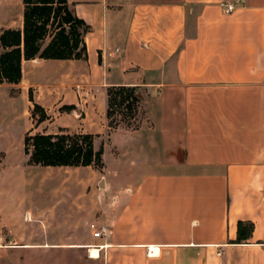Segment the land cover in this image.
Masks as SVG:
<instances>
[{"label":"crops","instance_id":"crops-1","mask_svg":"<svg viewBox=\"0 0 264 264\" xmlns=\"http://www.w3.org/2000/svg\"><path fill=\"white\" fill-rule=\"evenodd\" d=\"M67 2L89 26L87 60L23 61L21 81L0 87L26 96L32 135L56 134L39 129L69 116L63 107L85 111L80 89L104 84V112L107 87L143 90L139 127L123 132L138 175L118 191L106 180L110 204L70 223L77 236L58 217L36 241L29 228L27 251L45 254L27 264H264V0ZM21 23L22 0H0V32ZM239 222L252 226L240 240ZM92 224L107 233L94 238Z\"/></svg>","mask_w":264,"mask_h":264},{"label":"rangeland","instance_id":"rangeland-1","mask_svg":"<svg viewBox=\"0 0 264 264\" xmlns=\"http://www.w3.org/2000/svg\"><path fill=\"white\" fill-rule=\"evenodd\" d=\"M20 86L25 87L24 84ZM104 86L90 87L88 91L80 89L81 93L86 92L82 97L88 98L85 111L74 115L72 109L68 110L69 116H63L55 124L47 123L39 129V132L58 133L64 127L69 133L91 134L95 148L103 149L102 168L99 169L29 165V156L23 152V139L27 132L22 134L27 127L26 96L25 100L18 97L20 87H17L12 95L18 98L12 101L7 98L6 90L0 87V220L3 225L4 219L10 218L14 230L8 232L16 240L11 245H0V264H27V256L30 255L39 260L45 251H27L29 228L31 238L36 241L46 232L47 221L50 223L56 217L63 220V233L67 237L79 235L78 230L70 229V223L83 218L87 210L98 214L102 207L111 202V186L106 189L105 181L118 191L128 178L138 175V169L132 168L126 157L128 137L123 133L126 129L119 127L109 130L107 127L102 107ZM139 93L143 110L146 93L143 90ZM42 117L41 110L35 111L33 123ZM139 122L138 116L137 122H131L132 127H139ZM128 140L133 155L138 141L135 138ZM30 210L37 211V214L27 215L26 211ZM0 233L3 244L7 231L1 229Z\"/></svg>","mask_w":264,"mask_h":264},{"label":"trees","instance_id":"trees-1","mask_svg":"<svg viewBox=\"0 0 264 264\" xmlns=\"http://www.w3.org/2000/svg\"><path fill=\"white\" fill-rule=\"evenodd\" d=\"M89 26L74 13L67 0H22V23L19 29L0 32V85L18 84L22 78L21 64L35 58L44 60H87L84 41ZM30 101L31 97H29ZM71 110V106L61 108ZM43 110L33 106L34 112ZM141 110L138 87L116 85L106 89L105 118L109 130L123 127L137 130ZM46 116L36 120V125ZM23 152L28 164L40 167L102 168V147L96 149L93 136L69 133L62 129L56 134H30L23 139ZM239 240L249 234L251 224L238 223ZM243 232V233H242Z\"/></svg>","mask_w":264,"mask_h":264},{"label":"built area","instance_id":"built-area-1","mask_svg":"<svg viewBox=\"0 0 264 264\" xmlns=\"http://www.w3.org/2000/svg\"><path fill=\"white\" fill-rule=\"evenodd\" d=\"M233 10H234L233 4H225L223 6V11L226 14L231 13ZM90 228L93 230L92 235L94 238H100L107 233V228L105 226L95 227V225L92 224L90 225Z\"/></svg>","mask_w":264,"mask_h":264},{"label":"bare ground","instance_id":"bare-ground-1","mask_svg":"<svg viewBox=\"0 0 264 264\" xmlns=\"http://www.w3.org/2000/svg\"><path fill=\"white\" fill-rule=\"evenodd\" d=\"M90 255L94 258H97V255H98V249L97 248H90ZM93 258V259H94Z\"/></svg>","mask_w":264,"mask_h":264}]
</instances>
